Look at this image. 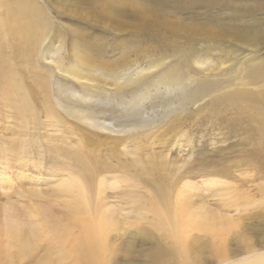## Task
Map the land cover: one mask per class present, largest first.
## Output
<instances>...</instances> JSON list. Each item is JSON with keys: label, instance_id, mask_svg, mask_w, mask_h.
<instances>
[{"label": "bare ground", "instance_id": "bare-ground-1", "mask_svg": "<svg viewBox=\"0 0 264 264\" xmlns=\"http://www.w3.org/2000/svg\"><path fill=\"white\" fill-rule=\"evenodd\" d=\"M49 6L71 19L65 29L72 36V57L64 55V41L51 42L45 59L56 73L48 93L45 77L28 67L47 39L42 31L55 29L52 22L37 0H0V107L13 111L24 130L40 129L31 107L49 101L43 107L49 141L61 143L49 147L50 176L59 182L52 203L63 210L54 212L50 204L49 211L26 208L27 220L5 211L0 264H31L43 244L35 264H115L119 250L109 242L121 236L124 216L152 229L132 235L122 247L129 256L138 239H157L155 232L160 240L148 264H158L166 251L172 264L206 263L201 256L207 245L198 240L210 235L220 264H231L226 240L240 226L209 202L211 188L223 185L213 177L228 179L233 172L200 162L193 109L205 101L212 114L223 117L222 125L251 129L260 138L255 156L264 159V0H49ZM218 8H227L229 20L214 15ZM199 9L206 12L197 14ZM186 14L191 17L183 22ZM195 14L203 26L194 25ZM80 26L119 42L87 36ZM166 127L167 136L161 133ZM72 136L79 137L77 148ZM253 166L264 171L263 163ZM118 189L125 190L129 208L110 202L108 193ZM246 235L248 255L237 264H264V252Z\"/></svg>", "mask_w": 264, "mask_h": 264}, {"label": "rangeland", "instance_id": "rangeland-1", "mask_svg": "<svg viewBox=\"0 0 264 264\" xmlns=\"http://www.w3.org/2000/svg\"><path fill=\"white\" fill-rule=\"evenodd\" d=\"M37 2L44 7L43 9L47 18L50 19L55 28H53L55 33L53 31L50 32L49 28L42 31L45 33L47 39L41 43L42 46L38 48V53L33 60L34 67H28V69L29 72H33V74L37 71L40 72V76L42 75V77H45L44 81L49 83H47V92L49 93V85L53 87L55 81L50 75L56 72H54V68L50 64V61L45 59V55L49 52V48H51V42L57 41L55 46L56 44L58 46L61 41H64V55L67 56L68 59H71L72 49L70 48L72 47L69 39L71 35H69V31L65 29V23L67 22L66 24H70L69 21L71 19L65 17L61 18V15L54 13L56 11L49 6V0H37ZM237 6L241 8L242 4L239 3ZM203 10L199 9L197 14ZM205 12L206 10L204 13ZM225 13H227V8H218L214 15H217V18L223 22L229 20L226 19ZM189 17H191V15L187 16L186 14L181 18L183 22H185ZM193 23L195 26H203L202 18L198 17L196 14L193 15ZM72 26L74 27L75 25ZM80 27L83 28L81 32L87 33V36H99L109 44L119 42L95 29ZM57 32L62 33V37H59L60 39L57 37V35H59ZM70 38H72V36ZM43 50H45V52ZM213 56H215V54H213ZM262 57H264V50L260 58ZM231 62H235L237 66H240L241 63L238 62V60H228L227 64ZM28 79L27 76L24 80V83H26L24 84L25 86L30 84V80ZM39 89L38 92L49 100L48 93L45 91L46 95H48L46 97L45 92L42 91L41 88ZM39 101H36V104L32 105L31 108L37 115V122L39 121L42 125L40 129L29 127L28 130H24L22 123L16 119L13 111L0 107V227L3 225L2 223L4 222L3 220L6 214L9 212L8 210H11L10 213L14 215L17 220H27L26 210L36 207H44L49 211V206L52 205L54 212L63 210V208H61L63 206L52 203L55 202V194H57L56 191H58L57 187L59 186V182H56L50 176L53 173L49 170L51 169V159L53 157V155L49 154V147L60 146L61 143L54 139L49 141V135H51L52 132L49 128V118H47V114L43 110V107H47L49 101L46 102L48 103L47 105H44L43 101ZM195 108L196 109H193V115L195 117L193 122L194 138L196 152L199 155L200 162H205L212 167L223 168V171L225 169H230L233 172L232 177L228 179L221 176L213 177V180L222 182L223 185L213 186L211 188L210 195H212V198L209 203L211 209L218 211L221 208L223 212L229 213L227 215L232 218L235 224L236 222L238 223L237 226H240V228H236L227 237L225 246L228 259L232 262L231 264H237L242 261L243 257L248 255L245 249L246 246L242 242V235L244 234H247L246 236L259 253L264 252V247H259V244L262 245L264 243V199L261 193V190L264 189V171H259L253 166V162L264 164V159L258 160L255 156L256 149L260 145V138L259 135L255 134L249 128H232L222 125L221 121L223 117L221 118V116L212 114L209 105L205 101L197 104ZM185 113V110L179 112L183 121L185 120ZM222 116L225 115L222 113ZM68 126L72 127L76 125L71 122ZM76 127L79 129L78 126ZM163 129H165V127ZM163 129L161 133L166 136L170 135L171 132L169 128L167 129L166 127L165 131H163ZM72 137L75 140L72 147L77 148L79 137ZM21 144L22 146L18 148ZM13 147L17 149L15 150ZM22 148L24 152L27 150L26 153L21 150ZM118 190H114L115 192L108 191V195L111 197L110 202L112 204L114 203L113 206L116 208H129V206L126 205L128 200L123 198L124 195L123 197L121 195L125 190ZM226 204L227 206L224 207ZM232 204L238 206L240 211L236 213L235 207H233ZM62 217L60 220H65L62 222H66L67 218L64 216ZM125 217L126 216L120 217L121 220L119 218L121 236L114 234V237H112L113 235L110 237L111 241L109 243L111 247L114 250H119L118 257L115 259V264H127L131 260H134V264H148L149 252L151 251L153 243H155L157 239L160 240V238H158L159 236L154 232L157 239H153V241L141 242V240L138 239V242L134 244L132 256H129L127 250L122 247L127 245V242L139 233V229H152L146 222L138 224L132 217L129 216L124 219ZM132 235L134 237H132ZM212 240L210 235L209 237L198 240L199 243L207 245V248L204 249L203 256H201L205 258L206 263L202 262V258L198 257V259H201L202 264H220L219 257L213 253L215 244L213 243L214 240ZM214 242L217 243L216 241ZM44 250V244L40 245L38 251L35 252L31 258V264H35L33 259L37 255H43ZM164 250L166 251L167 249ZM166 252V256H169L168 251ZM164 258V261L161 259L159 262L160 264H172L170 258ZM28 261L24 262V264L29 263Z\"/></svg>", "mask_w": 264, "mask_h": 264}]
</instances>
